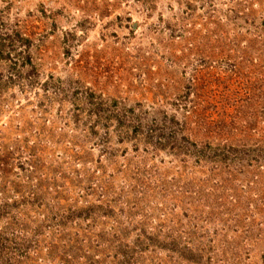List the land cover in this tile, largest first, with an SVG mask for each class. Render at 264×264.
Masks as SVG:
<instances>
[{
	"label": "rangeland",
	"instance_id": "obj_1",
	"mask_svg": "<svg viewBox=\"0 0 264 264\" xmlns=\"http://www.w3.org/2000/svg\"><path fill=\"white\" fill-rule=\"evenodd\" d=\"M0 264H264V0H0Z\"/></svg>",
	"mask_w": 264,
	"mask_h": 264
}]
</instances>
